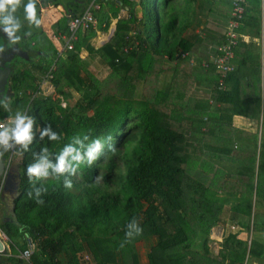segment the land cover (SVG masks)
Instances as JSON below:
<instances>
[{"label":"trees","instance_id":"obj_1","mask_svg":"<svg viewBox=\"0 0 264 264\" xmlns=\"http://www.w3.org/2000/svg\"><path fill=\"white\" fill-rule=\"evenodd\" d=\"M121 1L129 7V16L119 18L114 35L101 48L76 42L69 66L53 71V94L31 99L26 92L39 90L40 75L51 68L57 54L17 69L10 77L13 95L1 102L6 107L0 110V120L26 111L33 124L31 142L20 145L11 165L21 180L13 213L0 219L11 247L10 254L0 256V264H28L19 256L26 248L34 250L33 264H143L142 253L147 254L144 264H247L251 258L264 259V242L240 237L241 229L250 231L252 220L254 233L264 229V104L253 91L255 81L249 73L255 72L259 86L260 62L234 57V69L226 72L225 88H220L215 58L204 63L203 70L191 71L197 61L191 57L192 50L199 45L200 32L210 29L207 25L213 13L208 11L206 22L185 9L197 0H183L184 8L173 6V0H139V17L134 0ZM203 1L208 10L215 3ZM263 3L245 0L243 14L235 17L237 29L260 36ZM227 6L230 11L217 15L218 29H211L216 55L228 41L234 18V1ZM71 12L78 14L71 10L63 16L59 25L63 30L68 29L65 21ZM133 28L134 37L129 35ZM133 38L138 46L123 53L124 46H133ZM243 42L239 38L235 55ZM83 43L112 67L109 80H100L85 65L79 55ZM202 59L198 58L199 64ZM165 62L172 63L167 70L175 74L168 91L159 86ZM211 72L217 73L208 81L211 101L195 102L190 90L204 84ZM142 82L143 95L137 97V85ZM73 91L81 97L70 106ZM59 94L68 101L67 107L61 106ZM237 116L256 124L261 120L260 140L261 129L246 130L239 126ZM45 128L58 139L42 137ZM97 137L102 138L104 148L91 166L86 158L78 165L69 156L75 173L54 172L52 166L64 147L71 145L84 155ZM13 140L10 137L8 143ZM8 143H2L5 149L0 146L2 155H9ZM109 145L116 150L110 151ZM195 146L210 153L192 173L189 149ZM17 159L19 165L14 166ZM35 164L45 165L48 177L30 182L27 169ZM229 171L244 178L232 179ZM65 181H71V189L65 188ZM33 183L41 190L39 196ZM221 192L240 197L229 210L244 218L241 222L232 217L231 222L242 227L228 225L220 251L214 254L210 233L222 222L226 209ZM137 228L143 229L142 235L121 247L125 232L135 236Z\"/></svg>","mask_w":264,"mask_h":264},{"label":"crops","instance_id":"obj_2","mask_svg":"<svg viewBox=\"0 0 264 264\" xmlns=\"http://www.w3.org/2000/svg\"><path fill=\"white\" fill-rule=\"evenodd\" d=\"M35 2H36V0H35ZM132 2L134 3V1H132ZM171 2H173V4H174L173 6L180 7V8L182 6V8H184L182 5L183 0H173ZM204 2H206V3H204ZM229 2H230V0H215L214 5H212L208 10L207 1L197 0V2H194L188 8H185V9H188L189 11H191L192 13H197L196 15L198 17H202L204 19V21H206V22L208 21V18H207L208 11H210L211 13H213L215 15V16H211L209 19V23L207 25L210 28L208 30L209 33L207 30H202L200 32L201 37L198 40L199 45L195 46V48H193V50H192L193 54L191 57H194L197 61H196V64L193 65L194 67H192L194 70L192 69L191 71L203 70L205 67L204 63L208 62V60L212 61L214 59V57L216 56V53H214V51L216 50V47L213 44H211V41L213 40V38H212L213 33L211 32V29H214V30L218 29L216 22H218L220 18L217 15L222 13V12L226 13L227 9L230 11L229 7L227 6V4ZM262 2H264V0H262ZM56 3H57V5H56ZM86 4H87L86 0H68V1L64 2V4L62 2L60 3L59 0H38V2L36 3V6L39 8V12H40L38 15V17H39L38 19L40 20V24L42 26V29L45 30L44 33L46 34L47 40H48L47 43H44L43 41L40 40L38 42V47L39 46H40V48L42 47L41 48V51H42L41 54H43L44 52L51 53V54H49V58H47V56H46L45 59H52L57 54V59L55 57L54 58L55 62L53 64H51L52 67L55 66V69L57 66H61L64 69L67 66H69V64L71 63V61L69 59V53L73 52V50L66 49L62 52V54H60L61 49L65 46V41L60 37V35L67 33V31L65 29H64L65 31L63 30V27L62 28L59 27L60 21L63 20V16L64 15L66 16V13L70 10L78 12V14L81 13L84 10V6ZM103 5L104 6L101 7L100 10H97L95 12L96 17H97L96 26L94 28H92L91 30L81 32L79 39L76 42H79V41L85 42L86 41L87 44H90L95 49L101 48L114 35L113 34L111 36V31L114 27H115V31H116L117 22H118L119 18H125V17L129 16V7L122 4V1L120 3V2H118V0H110V1H106V3ZM138 7L139 6L135 5L136 13L140 17L141 16V10H140V8L138 10L137 9ZM211 8L213 10H211ZM68 21L69 20L67 18L65 21V24L67 25L66 28L68 27ZM227 23H228V21H227ZM261 29L262 30H261L260 36H255L254 32H252L250 30L244 32L243 35L245 37V39H244L245 42H243V44H241L239 46V50L236 52V55H235V58L237 57V59L240 61H242L245 58H248L249 61L251 59H254L255 61L260 62L261 66L258 70V72H259L258 76L260 77V81L264 80V3L262 5ZM199 30L200 29H198L197 31H199ZM103 31H109V36H108L107 40H104V38H103L104 35L101 34ZM133 31H136V28H133L129 32V34H131V32H133ZM96 38H100V39L98 40ZM133 39L136 40L135 38H133ZM95 41H97L98 44H95L94 43ZM101 41H102V43L99 44ZM246 43L247 44L252 43L253 45H250L247 47ZM75 46H76L75 47V49H76L77 48L76 43H75ZM79 55H80L81 59L85 62V65L88 66V69H90L91 72H93V74L97 78H99L100 80L107 81V80H109L108 78L110 77V75H113L112 67H110L104 61V59L102 58V56L98 52H91L89 50L88 46L86 47L85 43H83V46L81 47V49L79 51ZM40 57L42 58V55ZM199 57L203 58L202 59L203 62H201L202 64H199V62H198ZM204 57H207L208 59H206ZM165 63H164V66H166V67H164L165 69L160 74V85L159 86L164 91H168L171 88L170 87L171 80L173 77H175V74H173L172 71L167 70L168 67L172 66V63L169 64L167 62L168 63L167 65ZM176 64H177V61L173 63L174 66ZM235 64L237 65L236 62H235ZM121 70H124V69H121ZM247 71H248V66H247ZM216 72H217V69H216ZM249 73L252 75L253 72L250 71ZM215 74H217V73L211 72L210 74H208V79L205 81L204 84H201L199 87H194L193 89L190 90L189 93L192 94V96L195 99V102H197L198 100H200L202 98H208L209 101H211L212 98H210V94H211L212 90H211V87H209L208 81H210L211 80L210 77L215 75ZM40 76H43V74ZM254 76H255V72H254ZM47 85L50 86L49 90L53 91L52 93H54L56 91V86L54 85L52 80ZM47 88L48 87H46V89ZM13 117H16V116H13ZM244 121L242 123L243 125L247 124L248 121L250 122V119L245 117ZM260 124H261V120H260ZM13 126H15V124ZM13 129L11 128L9 130V136L10 137L12 136V130ZM247 177L248 176H246V178ZM232 178H234L235 180H241L240 178H244V177H242L238 174H234V175H232ZM220 196H221L220 200L225 205V207L226 206L233 207L236 204H238L239 200H241L240 197L232 196L228 193L220 194ZM232 217H235L237 221L243 222L244 216H242L241 214H237V213H233V214L228 213L227 215L223 214V216L221 218L222 222L218 223V225L213 227L211 230V233H210L211 240L209 242V245H210V247L212 244L217 245V247H216L217 249H214L215 253H219V250L221 248L220 243L222 241V237L225 233L226 228L231 223ZM236 224H234V225H236ZM239 229H241V226H239ZM240 237L246 239V238H248V233L243 232V230L241 229ZM261 242H264V238L261 239ZM8 246H9L10 252H11V247L9 244H8ZM250 261L252 264H258L259 261H261V260L256 259V258H251L250 260L247 261V264Z\"/></svg>","mask_w":264,"mask_h":264},{"label":"built area","instance_id":"obj_3","mask_svg":"<svg viewBox=\"0 0 264 264\" xmlns=\"http://www.w3.org/2000/svg\"><path fill=\"white\" fill-rule=\"evenodd\" d=\"M106 1L109 0H90L87 6L84 8V10L76 15H71L70 19L68 21V30L67 33L60 35V37L65 41V46L61 49L60 54L66 49L68 50H74L75 49V43L78 41L80 33L83 31H88L94 28L97 24V17H96V11L100 10L102 5L106 3ZM234 1V8H233V19L230 22L231 23V28L228 31V41L220 46V54L216 55L214 58V61L220 70V78L218 79L219 82V87L220 88H225L224 84V77L226 76V72H229L234 69V64L231 61L235 57V48L239 43V38L245 39L243 33L237 29L239 27V20L235 18L236 16H241L244 11V1L245 0H233ZM118 2L121 3V0H118ZM132 37L137 35V31L131 32ZM139 44L138 40H134L133 46H124L122 48L123 53H128L130 49L133 47H137ZM55 69V66H51V68L43 74L41 83L39 86V90L36 92H32L31 90L27 91L26 94L31 98L34 99L38 95H51L53 94L51 90H49L50 86L47 85L52 77H53V71ZM47 85V86H46ZM46 87H48L46 89ZM21 95L24 94V92H20ZM61 99V106L62 107H67L68 106V101L64 99L61 95H59ZM20 117H28L26 115V111L23 115ZM14 121V117L12 116H5L0 120V125H3V127H0V133L2 132H9L10 127ZM20 147V144H17L15 140H13L10 143V157L8 160L7 168L10 170L13 158L18 154V148ZM5 178L0 180V197L3 192V187H4V181ZM232 228H236V225L232 224ZM0 236L8 241H10L9 237L6 235L5 232L0 228ZM251 240L249 241V243ZM31 245L32 242H30ZM34 246V245H33ZM34 250L33 248H26L23 251L20 252V257L24 258L27 260L28 264H33L31 262V255L33 254Z\"/></svg>","mask_w":264,"mask_h":264},{"label":"clouds","instance_id":"obj_4","mask_svg":"<svg viewBox=\"0 0 264 264\" xmlns=\"http://www.w3.org/2000/svg\"><path fill=\"white\" fill-rule=\"evenodd\" d=\"M20 0H0V15L4 13H8L7 15H4V18L2 22L6 27L4 28V31L8 34L10 38L15 37L16 31L19 29V24L14 19L12 13L16 11L17 6L19 5ZM25 13L26 18L31 21L35 22L37 24L40 23V20L37 17V10L35 6V0H29V3L25 6ZM18 37H15L13 42H16L18 40ZM4 51V49L0 48V52ZM27 120V122H26ZM32 124L33 120L31 118H25V117H17L15 121V128L12 130V136L11 138L15 140L17 144L27 146L28 143L32 140ZM0 127H3V125H0ZM43 136H49L50 139L56 140L58 137L54 133H50V130L48 128H45V130L42 132ZM8 132H2L0 133V143H3L7 145L9 140ZM104 148V143L102 142L101 137L95 138L92 143L88 146L87 151L84 153V155H81L79 151L74 149L71 145H68L63 148L62 154L58 158V163L54 166V172L58 174H63L65 171H71L73 174L75 173V168L72 167V165L67 161V157L71 156L73 161H76L79 165L80 163H83L85 158L87 160V165L91 166L98 157L102 154ZM110 151H115L116 149L112 147V145H109ZM47 151V149H45ZM75 153V155H73ZM45 165L43 164H35L27 169V176L29 177L30 182L33 181V178L39 179L41 177L47 178L48 173L45 170ZM72 183L71 181H65V188L71 189ZM46 191V189H44ZM33 191L36 192V195L39 196L41 190L36 189L34 187L33 183ZM30 197H32V193H28ZM38 203H42L41 201H37ZM129 228L133 227L132 225H128ZM143 229L137 228L135 230V236H133V233L130 231L125 232V239L121 242V247H124L125 244L131 243L133 239H135L137 236L142 235Z\"/></svg>","mask_w":264,"mask_h":264},{"label":"flooded vegetation","instance_id":"obj_5","mask_svg":"<svg viewBox=\"0 0 264 264\" xmlns=\"http://www.w3.org/2000/svg\"><path fill=\"white\" fill-rule=\"evenodd\" d=\"M38 0L35 2V6ZM29 3V0H20L19 5L16 8V11L12 13L14 19L19 24V29L15 33V37H18L19 39L16 40V42H13L15 37L10 38L8 34L4 31V28L6 25H4L2 22H0V30L2 29L5 33H2L0 31V48L4 49L3 52L7 54L9 58L0 57V68L4 69L7 67H10L12 69L11 75L13 72L17 69L24 68L28 65L33 66L34 64H37L40 62L42 58H49V54L44 52L43 54L41 51L40 46L38 47V42L41 40L44 43H47V36L44 33V29H42L41 24H37L35 22H31L26 18L25 13V6ZM37 10V17L39 15V8L36 6ZM71 11V10H70ZM70 11H68L66 14L69 15ZM8 13H4L0 15V21L3 20L4 15H7ZM39 18V17H38ZM70 17L68 18V20ZM24 51L20 52L22 54L19 55L18 51ZM9 54H12L9 56ZM42 55V58L40 57ZM4 63V65H3ZM11 97V96H10ZM10 99V98H8ZM7 99V100H8ZM7 100H4L5 102Z\"/></svg>","mask_w":264,"mask_h":264},{"label":"rangeland","instance_id":"obj_6","mask_svg":"<svg viewBox=\"0 0 264 264\" xmlns=\"http://www.w3.org/2000/svg\"><path fill=\"white\" fill-rule=\"evenodd\" d=\"M66 1H68V0H59V2L61 3H63L64 4V2H66ZM138 1L139 0H134V5L136 4V6H139V4H138ZM89 2H87V4H88ZM87 4L84 6V8L87 6ZM104 5H102V7H103ZM139 8L140 7H138L137 9L139 10ZM163 8H164V6H163ZM161 9H162V6H161ZM71 15H74V14H72V12H71ZM115 22V21H114ZM102 35H104L103 36V38H104V40H107V38H108V36H109V31H103L102 33H101ZM96 39H100V38H96ZM95 44H98V42L97 41H95L94 42ZM102 43V41L99 43V44H101ZM214 53H217V51L215 50V52ZM253 55V54H252ZM251 55V56H252ZM166 65L168 64L167 62L165 63ZM26 67H31V65H28L27 64V66ZM259 68H260V65H258V70H259ZM19 69H21V67L19 68ZM82 75H84V73H82ZM253 78H254V81L256 82V77L254 76V72H253ZM255 82H254V86L252 87V88H254V92L255 93H257V94H259L260 96H261V98H262V100H261V102H262V104H264V80H261L260 81V84H259V86L257 85V84H255ZM144 86H145V84L142 82V83H140V84H138L137 85V89H136V95H137V97H141V95H143L142 93H143V91H144ZM72 98L71 99H69V104H70V106H74L75 104H76V101H77V99L78 98H80L81 96H80V94L78 93V92H76V91H73L72 92ZM1 104V106H0V110H4L5 109V107H6V105L4 104V103H0ZM218 104V103H217ZM184 105H185V103H184ZM13 117V116H12ZM17 117H20V116H16V117H14V121H13V123L15 124V121H16V119H17ZM26 118H29V117H26ZM206 118V117H205ZM237 118V122L239 123V126H242V127H244V128H246V130H250V131H256V128L258 129V130H260V132H259V134H258V137H259V140H260V138H261V136H262V128H261V124H260V122H258V124H256V123H254L252 120H250V122L248 121L247 122V124H245V125H243L242 123H243V121H244V119H241V118H243L242 116H237L236 117ZM248 118V117H247ZM26 122H27V120H26ZM245 122V121H244ZM14 124H12V126L10 127V129L12 128H15V126H13ZM207 129V128H206ZM9 133V132H8ZM259 143H260V141H258ZM195 145H197L198 143L196 142V143H194ZM1 148H4L5 149V147L2 145V143H1ZM9 147H10V143H9ZM208 153H210V152H208V151H205V149L204 148H198L197 146H195V148L193 147V148H191L190 147V149H189V162H190V165H191V167L189 168L190 170H191V172L192 173H194V170L193 169H197V167H198V164H199V162L201 161V160H203L204 162L206 161V159H207V155H208ZM9 157H10V153H9V155L7 156V158H8V160H9ZM15 161V159L13 160V162ZM12 162V163H13ZM17 165H19V160L17 159L16 160V163L14 164V166H17ZM13 166V167H14ZM229 173H231L232 175H234L235 173L234 172H230L229 171ZM235 178V177H234ZM234 178H232V179H234ZM223 193H225V192H221L220 194H223ZM13 196V195H12ZM12 196L10 195L9 197H7V196H5L4 198H3V192H2V194H1V197H0V219H4L7 215H10V213L11 212H13V210H14V199L12 198ZM2 200V201H1ZM229 207L230 206H226V209H225V212H224V214H233L230 210H229ZM232 221V220H231ZM232 223V222H231ZM230 223V224H231ZM230 224H229V226H230ZM232 224H236V223H232ZM238 227L236 228V229H238L239 228V224H236ZM242 227V226H241ZM252 228H253V220L251 221V229H250V231L249 232H247V231H245L244 229H243V232H247L248 233V237L249 238H258L260 241H261V239H263L264 238V229H263V231H258V230H256L255 231V233L256 234H254V232H253V230H252ZM212 247V248H211ZM211 250L213 251V253L214 254H218V253H215L214 252V249H217L216 247H217V245H214V244H212L211 245ZM147 249L149 250L150 249V245L147 247ZM220 251V250H219ZM10 254V253H9ZM147 258V254L146 253H142V254H140V259H141V262L144 264V263H146V259ZM261 261H259V263L258 264H264V259H260ZM248 264H252L251 263V261L248 263Z\"/></svg>","mask_w":264,"mask_h":264},{"label":"water","instance_id":"obj_7","mask_svg":"<svg viewBox=\"0 0 264 264\" xmlns=\"http://www.w3.org/2000/svg\"><path fill=\"white\" fill-rule=\"evenodd\" d=\"M2 33H5L2 29L0 30ZM115 32V27L111 31V36ZM110 36V37H111ZM18 51L19 55L22 54ZM25 53V52H24ZM12 54H9L11 56ZM9 58L5 52H0V57ZM4 65V63H3ZM12 69L10 67L1 69L0 68V103L3 100H7L10 96L13 95V92L9 86V80L11 75ZM8 158L5 155L0 153V180L5 178L4 187H3V198L5 196L9 197L10 195L14 199L17 196L19 185H20V173H16V169L7 168ZM13 213V212H12ZM10 253V248L8 243L4 238L0 236V256L8 255Z\"/></svg>","mask_w":264,"mask_h":264}]
</instances>
